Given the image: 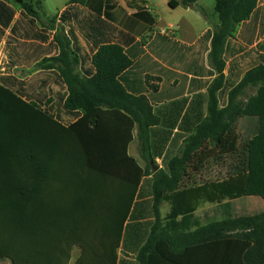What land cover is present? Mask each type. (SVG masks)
<instances>
[{"label": "crops", "instance_id": "crops-1", "mask_svg": "<svg viewBox=\"0 0 264 264\" xmlns=\"http://www.w3.org/2000/svg\"><path fill=\"white\" fill-rule=\"evenodd\" d=\"M112 1L116 14L115 21L111 22L115 27L110 34L114 35L111 41L120 43L132 60L133 67L127 72L128 80H135L134 85L138 87V81L149 76L150 84L157 86L149 96L153 113L159 120L150 129V143L155 165L163 169L170 158L179 154L185 139L207 116L208 90L219 74L209 59L210 40L207 43H199L198 40L207 30H213L218 25V19L213 9L199 5L200 0L192 6L179 5L174 9L168 5L170 0ZM212 2L214 4L215 0ZM9 5L15 10L14 22L22 11L14 4ZM66 5L48 17L42 0V10L34 19L35 29L44 32L47 39L43 42L21 39L23 44L14 57L5 46L9 40V29L5 31L0 41V77L11 76L33 86L47 80V89L56 92V82L59 80L57 71L41 70L36 66L43 58L58 55L54 35L63 27L58 17ZM137 8L152 16V26L132 18ZM200 10H204L205 14H201ZM176 11H180V14L175 21H164L167 17L164 14ZM134 21L140 25L137 26ZM262 40L264 0H259L255 13L227 39L221 72L224 80L236 78V67L244 74L252 66L264 63L259 58L264 56V51L257 49ZM78 41L81 53L88 55L89 43L80 35ZM233 65L234 69L231 68ZM33 68L34 71L29 74L28 71ZM18 72L21 74L18 75ZM242 76L238 75L236 80ZM163 91L174 94L165 98L161 94ZM219 92L218 104L219 108H223L228 102V92L222 88ZM242 118L247 119L244 122L251 123V136L256 130L255 118H239L232 130L235 128L241 133L238 124ZM34 131L30 138L27 132L23 142L25 156L19 160V211L25 226L26 242L33 240L41 251L51 250V259L60 260L69 253L68 264H75L85 255L81 246L90 247V252L86 251V259H102V246L116 243L114 239L119 228L115 264H139L138 251L147 240L155 218L152 210V174L138 178V172L129 160L137 168L145 167L140 156L136 128L130 127L119 115V124L103 116L100 123L94 126L41 125L36 126ZM208 142L204 141L193 154L194 159L190 163L196 166V171L189 169L182 184L184 189L219 182L237 174L233 172L231 163L227 171L219 166L217 159L223 153L217 149L218 152L211 153L202 151ZM28 149L33 150V156H29ZM234 153L235 147L231 145L224 154ZM166 154L170 158L164 161ZM8 180L0 178L5 183ZM240 199L230 201L232 215H256L243 211L245 208L254 209L258 202L251 200L239 205ZM219 206L218 203L199 202L192 218L185 222L189 231L223 220L226 215ZM125 209L127 213L124 217ZM159 215L163 228L172 219H182L183 210L176 194L164 198ZM189 259L200 262L202 256L193 254ZM0 264L12 262L5 259Z\"/></svg>", "mask_w": 264, "mask_h": 264}, {"label": "trees", "instance_id": "trees-1", "mask_svg": "<svg viewBox=\"0 0 264 264\" xmlns=\"http://www.w3.org/2000/svg\"><path fill=\"white\" fill-rule=\"evenodd\" d=\"M196 1L170 0L168 5L174 9L179 5L192 6ZM258 1L215 0L213 10L218 25L213 30H207L198 40L199 43L210 40L209 59L219 74L208 90L207 116L185 139L179 154L170 158L165 168L152 172L149 162L153 161L154 165L155 162L151 152L150 129L159 120L153 113L149 96L157 86L150 84L149 76L138 81V87L134 85L135 80H128L127 72L133 67L132 60L120 43L111 41L114 35L110 34L115 31L111 22L115 21L116 14L112 0H68L58 17L63 27L54 35L58 55L43 58L37 64L41 70L57 71L56 92L47 89V80L33 86L11 76L0 77V178L11 179L6 183L0 181V261L8 259L12 264L69 263V253L60 260L51 259V250L41 251L33 240L26 242L25 226L19 211L17 178L20 157L25 156L23 142L27 132L30 138L33 135L30 130L41 125L94 126L100 123L103 116L119 124L120 115L137 131L136 138L145 167L137 168L129 160L134 164L138 178L152 174L155 222L138 251V263L264 264V212L234 217L230 211V201L243 197H257L264 202V63L252 66L244 74L235 66L234 80H224L221 75L227 39L255 13ZM9 3L22 11L14 22L15 10ZM41 10L42 0H0V41L9 29V40L5 46L10 49L12 57L22 46L21 39L46 41L45 33L35 29L34 19L38 18ZM200 12L205 14L204 10ZM132 18L149 27L154 23L152 16L142 8H137ZM79 35L89 43L88 55L81 53ZM257 49L264 51V40L258 43ZM259 58L264 62V56ZM231 68L234 69V65ZM238 75H243L240 80H236ZM221 88L228 92V102L223 108H219L218 104ZM247 89L254 92L245 100H240ZM161 94L169 98L174 93L163 91ZM241 117L255 118L257 125L244 146V152L235 159L233 171L237 174L219 182L184 189L182 184L189 169L196 171V166L190 163L193 154L206 140L220 145ZM32 151L28 149L29 156H33ZM170 194L178 196L183 215L180 221L172 219L163 228L159 207ZM199 202L220 204L226 216L223 220L189 231L185 222L192 218ZM126 213L127 209L124 210V217ZM118 239L119 228L114 239L116 243L102 246L103 258L100 260L86 259V251L90 252V247L81 246L85 255L75 264H115ZM193 254L201 255L202 260L194 262L189 259ZM47 256L50 259L45 258Z\"/></svg>", "mask_w": 264, "mask_h": 264}, {"label": "rangeland", "instance_id": "rangeland-1", "mask_svg": "<svg viewBox=\"0 0 264 264\" xmlns=\"http://www.w3.org/2000/svg\"><path fill=\"white\" fill-rule=\"evenodd\" d=\"M26 1L27 2L28 1L34 2V0H26ZM212 1L213 0H200L199 3H201V4H199V5H203L204 8L212 10L213 5H214ZM43 2H44V6H45L46 15L48 17H51V16L55 15L57 13V11H59L60 9H62L66 5L67 0H43ZM179 14H180V11H176L174 13L171 12V13L164 14V16L165 15L167 16L166 19L163 16L164 21L165 22L168 20L175 21ZM134 22L137 24V26L140 25L136 21H134ZM36 67L38 68V66H36ZM34 69L35 68L29 70L28 73L30 74V72L34 71ZM20 74H21V72H18V75H20ZM253 92H254V90H251V89L248 90L247 89L245 91V93H243L240 96V100H245ZM248 119H250V118H248ZM245 120H247V119L242 118V120L238 124L239 130L243 135L241 133H239L238 130L236 131L234 128L228 134V136L223 140V143L221 146H215V145L208 142L204 145V148L202 149V151H204V152L206 151L207 153H211L213 151H215V152L220 151V153H223L217 159V162H218L219 166L226 171H227V166L230 163L233 165L235 163V162L232 163L233 160H235L238 156H241V154L244 152V144H246L247 141L250 140V138L253 136V134H251V136L249 135L251 133L250 128H249L251 126V123L250 122H244ZM34 130H35V128L30 130V131H32L30 133H33V135L35 132ZM33 135H31V136H33ZM231 145H233L235 147V153L234 154H224L228 151V149ZM169 158H170L169 154H166L164 161H167ZM161 163L163 164V162H161ZM18 178H19V174H18ZM251 200L258 202V205L254 209H251V210L248 208H245V210L243 211L245 214H257V213H261L264 211V203L260 199L255 198V197L241 198L239 201L240 202L239 205H244L245 203H247L248 201H251Z\"/></svg>", "mask_w": 264, "mask_h": 264}, {"label": "water", "instance_id": "water-1", "mask_svg": "<svg viewBox=\"0 0 264 264\" xmlns=\"http://www.w3.org/2000/svg\"><path fill=\"white\" fill-rule=\"evenodd\" d=\"M149 163H150V165L152 166V170H153L154 172L157 171L158 167H157L156 165H154L153 161H150Z\"/></svg>", "mask_w": 264, "mask_h": 264}]
</instances>
